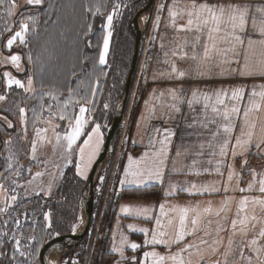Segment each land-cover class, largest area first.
Instances as JSON below:
<instances>
[{"label":"snow or ice","instance_id":"6c2138e0","mask_svg":"<svg viewBox=\"0 0 264 264\" xmlns=\"http://www.w3.org/2000/svg\"><path fill=\"white\" fill-rule=\"evenodd\" d=\"M28 6H45V0H25V9ZM46 7L51 9L54 6L47 4ZM120 7V3H114L113 12L107 15L106 23L101 25L102 31L96 34L95 47L99 51L98 60L93 58V67L98 68L99 72L104 75H107L103 71V66L108 63L110 39L113 35L111 31L113 19L115 15L120 14L117 11ZM0 9H3V13L7 17L13 18L12 26L19 28V31H13V27L5 24L4 31L13 32L7 39L5 47L11 50L17 42L20 46L27 45L26 37L30 30L29 21L34 24L36 16L25 15L20 11L18 0H0ZM165 9L168 12V23L165 24V28L171 27L178 38H180V33L186 34L180 38L182 42L171 50V55L178 57V60L187 66L179 67L175 60L168 58L167 51L163 53L165 59L162 63L168 67L164 71H153L152 81L154 83L167 81L171 82L173 86L153 90L151 101H145L148 111L146 119H157L161 121V125H168L180 117L183 127L188 130L184 136L194 137L195 140L193 143H185L182 136L181 143L174 146L173 138L177 135L174 128L154 126L152 129L154 135L149 139L151 151H145L139 159H134L131 155L128 156V165L123 169V179L119 180V184L140 186L150 181H156L163 186L166 176L194 175L200 177L215 174L218 177L217 180L200 183L186 181L187 186L168 180V188L164 192V196L171 197L177 193H187L189 196L222 195L220 206L215 209L216 217H221L223 213L231 210L229 206L236 198L234 195H229L230 192H256L258 195H242L239 198L235 218L231 219L232 234L228 238L227 248L222 253L219 252L220 246L223 244L222 237L214 238L209 242L204 236H209L210 233L204 232V236L199 235L203 231L201 225L204 222V217L214 211L210 200L206 202V206L201 208L199 203L193 205L189 202L187 205L181 206L172 204L166 199L158 204L159 215H154L155 205L136 208L122 206L121 211L125 214L135 213L136 216H142L150 222L155 221V227L152 229H136L135 225L129 224V229L138 230L146 238L144 245L131 243L128 246L136 251L144 246L154 248L156 245H164L168 248V252L161 254L151 250L143 251L142 258L128 257L125 255L123 247L128 244V238L123 233H121V246L118 247L114 244L112 250L118 252L121 259L127 261L128 264H168V262L171 264H236L235 260L229 261V257L233 255V245L236 243L233 237L237 234L247 237L249 232H253L254 235L245 244L236 245L238 256L241 260H245L246 264H253L252 255L245 256L244 254L246 247L255 255L256 264H264V260L260 259L261 253H264V245L260 244V241L264 240V172L257 173L254 168L249 167L248 160L245 158L251 154L253 148L257 150V155H264V83L253 84L250 89L245 84L221 86L208 91L199 87L200 84L207 85L208 82L217 79H264V0H172L170 4L164 3L162 0L157 6L156 19L152 22L154 30L159 29L160 14ZM86 11L96 15L101 12V6L91 4L86 6ZM17 16L20 17L19 20L14 19ZM92 33L93 25L89 23L78 35L87 37ZM189 37L191 38L189 39ZM157 39H160V47L163 49V36H153L149 42L154 43ZM85 46L92 48L93 41L88 39ZM88 58L81 57V65ZM21 59L20 54L5 56L0 52V66L11 63L17 71H20ZM36 59L40 61V72L42 74L47 72L49 68L41 60V57L37 56ZM27 60L32 63L33 56L29 54ZM81 71H84L85 75H89L83 68ZM144 71H147L146 65ZM72 75L76 76L75 69H73ZM33 77L34 74H29L24 80H21L14 77L11 72L4 71L2 78L6 90L0 94V102L8 99L12 85L23 90L24 93L31 94V98L37 100L38 106L26 109L16 104L20 123L23 125L19 138L25 142H29L27 141V112L31 111L33 114L34 138L29 142L31 158L37 159L39 143L45 141L52 143L46 137L49 128L36 127L37 122L41 121L44 114L47 113L43 123L50 126L55 138L53 156L59 152V158L64 162L63 166L67 167L68 164L74 163L76 174L87 180L88 172L104 141L99 123L92 121L94 127H91L90 131L87 130L90 121L85 118V113L91 112L92 109L81 105L79 101L84 100L86 104L90 103L94 106L98 86L86 90L83 95L79 96L74 105L79 107V114L71 116L68 114V108L70 104H73L76 89L67 88L68 98L63 100L61 105L59 100L62 92L56 89L43 91L45 87L43 79H41L38 91ZM77 80L78 89L83 84V79L78 77ZM98 83L97 80V85ZM185 84H187V88H185ZM89 95L93 99H89ZM46 97L51 101H57V103H47ZM155 101H159V103L157 104ZM103 107L107 109L109 105L105 103ZM55 118L61 121L66 120L68 123L69 130L63 136L56 131L60 125L53 123ZM0 119L5 121L7 128L14 127L12 121L8 120L6 116L0 117ZM258 126L259 136L256 134ZM176 127H180V124H177ZM234 132L237 134L234 135ZM81 137L86 138L83 139L82 144H78ZM4 143L7 146L11 145L13 141L10 139ZM173 147L176 148L174 157ZM193 148H195L194 151ZM9 152V156L4 158L6 171L13 170L11 161L17 155L11 149ZM74 156L76 157L75 161L73 160ZM181 156L190 158L191 163L177 168L176 158ZM197 157L202 159H197ZM205 157L206 159H203ZM229 158L231 162H229ZM170 160L172 167L169 169ZM237 160L240 161V172L236 171ZM42 163L47 164L49 161H42ZM53 167L59 168L60 164H53ZM22 168L23 166L19 165L17 161L16 176H20ZM28 170L31 171V169ZM245 170L252 179L247 183V187H240ZM44 175V172L38 171L33 180ZM60 175L63 173L61 172ZM234 178L237 184L232 187ZM55 179L56 176L53 174V179L48 183L46 189L38 187V190L33 189V191L36 195H40L41 192L50 195ZM33 180H29L28 185H31ZM16 183L15 179L11 181L12 185ZM9 190L15 192L14 187L9 189L5 184L0 183V196L4 197L5 205L0 207V213L3 214L9 212L11 207L9 201L17 200L16 195L10 197L7 195ZM250 208L251 215H249ZM162 218H167L166 223H162ZM77 219L83 223L82 217ZM223 219L227 220L228 217L225 215ZM44 220L48 222L47 227L51 229V212L44 213ZM3 223L6 225L8 221L5 220ZM15 224L17 228L21 227L19 220H16ZM78 226V224H73L72 231L75 232ZM170 227H174V236L167 231ZM224 230L218 224L217 235ZM149 234H151V239L147 238ZM55 235L58 236L59 232ZM4 236H7V233H0V237ZM189 237L193 238L192 241H189ZM9 238L15 241L11 260L16 264H31L27 259L17 262L16 253L22 258L31 257L34 255V250H29L28 244H26L25 250L21 251V239L16 238L15 234ZM34 239L35 237H31L29 244ZM2 242L0 241V243ZM173 246H176L178 251L172 252ZM185 253L187 256L184 255ZM218 253L219 256H217ZM2 255H6V253L0 252V256ZM212 257L217 258L213 259ZM48 264H58V262L49 260ZM62 264H67V262H62Z\"/></svg>","mask_w":264,"mask_h":264},{"label":"crops","instance_id":"0c3cea01","mask_svg":"<svg viewBox=\"0 0 264 264\" xmlns=\"http://www.w3.org/2000/svg\"><path fill=\"white\" fill-rule=\"evenodd\" d=\"M20 3V11L25 7V0H18ZM25 12V11H24ZM17 31V29H15ZM13 33V32H12ZM9 35L4 42L0 43V52L3 53V55L7 56L10 54H20L21 59V70L17 71V69L9 63L6 66H0V94H3L6 90L5 82L3 81L2 74L4 71L11 72L12 75L18 79L24 80L25 77L28 74H25V65L23 61V47L18 44L13 45L12 49H15L14 51L9 50L7 47H5L7 39L10 37ZM223 82V85H213L212 88H219L221 86L228 87L229 85H241L245 84L249 86V89L253 84L259 85L264 83V79L261 78H254V79H239L236 81L233 80H225ZM11 89L18 91V97L20 98H27L31 97V94L24 93L23 90L17 89L15 85H12ZM211 87H208L207 90H210ZM11 90H9L8 99L4 102H0V117L6 116L8 120L12 121L14 127L11 128L12 131L8 132V134L4 137H0V148L1 145H4V153L5 156H2L3 163H0V166L3 168H6L5 164V157L9 156L10 152L9 149L13 153L17 154V146H24L25 152H22L23 154L18 156V154L15 156V159L18 161L19 165H22L23 168L21 169L20 176L15 175V168L17 167V161L12 160L13 163V170H9V180L10 182L15 179L17 183L15 185H12L11 183L6 184L3 182H0L2 184H5V186L9 189L15 188V192L8 191L7 195L10 197L11 195H16L17 200L15 202L9 201L11 207H14L16 204H23L26 201L39 198L41 197L43 200L46 199H53L54 195L56 194V191L61 184L64 175L67 171V169L73 165L68 164L67 167H64V162L60 160L59 158V152L55 156H53V145L55 144V138L53 136V133L51 131V128L49 125L43 123L44 117H42L41 121L37 122L36 127H47L49 128V131L46 133L47 140H51L52 143L42 142L39 143L37 146V159L33 160L31 158V144L29 143L34 138V129L32 128L30 131H28V123H27V141L25 142L19 138V134L21 133V128L23 125L20 123V117H19V111L16 107V111L12 112L13 116H8L4 110H8V107L13 106L15 108V100L17 98V95L11 94ZM151 93L148 95L146 101H151ZM157 104L159 101H155ZM23 107V106H22ZM142 117L139 123L138 127H126L122 129L120 132V136L118 135V138L113 141V147L112 151L109 152V158L107 159L106 163L103 166V169L100 171L97 180L95 182L94 186V196H95V206L94 211L91 219V223L89 226V229L87 230V236L86 239L80 243L79 246L85 245L83 248L79 249L78 252L76 249H72L70 255L68 256L69 261L71 264L73 262H78L79 264H124L125 261L121 259L120 254L118 252H114L113 245L121 246V233H123L124 236H127L128 238V244L123 245L125 250V255L128 257L137 256L138 258H142L143 251H151L155 250L161 254H166L168 252V248L164 245H156L154 248L152 246H144L141 249H138L136 251H133L128 245L131 243H137L140 245H144L145 235L138 230L129 229L128 225L132 224L136 226V229L139 228H149L152 229L155 227V221L152 220L151 222L142 217V216H136L135 213L132 214H125L121 211L122 206H128L132 208L140 207V206H153L155 205V213L154 215H159V208L158 204L161 202H164L166 199L172 203V204H178L181 206L187 205L189 202L193 205L199 203L201 208L206 206L207 201H212L213 206V213L210 215H206L204 217V222L201 225L203 228V231L199 233L200 236H204V232H208L211 235L204 236L205 239H208L209 242H211L214 238H223V244L220 246L219 252L222 253L227 248V242L229 236L232 234L231 229V219L235 218L236 210H237V203L239 198L242 195H258V193H240V192H230L229 195H234L235 200L230 204V211L227 213H223L221 217L215 216V209L220 206V202L223 199L222 195H195V196H189L187 193H177L175 196L171 197H165L164 192L168 188V180H171L173 182H179V184H182L184 186H187L185 184L186 181H193V182H208V181H214L217 180L218 177L215 174L212 175H202L200 177H196L194 175H172V176H166V182L163 186H161L156 181H150L144 185L136 186V185H121L119 184V180L123 179V169L127 167L128 165V156L131 155L134 159H139L145 151H151V148L149 147V139L154 134L152 132V129L154 126H166V127H172L176 131L177 135L173 138V144L179 145L181 143V137H184L185 143H193L195 138L194 137H187L184 136V133L188 131L183 127V124L181 123L180 117H177L176 121L170 122L168 125H161V121L157 119H146L148 117V111L146 105L143 107L142 110ZM79 114V110L76 113V115ZM46 118V117H45ZM85 118L90 121L88 125V129L90 131L91 127H94V124L91 123L94 121L92 115H90V112L85 113ZM61 121V120H60ZM74 122V121H73ZM53 123L59 124L60 127L56 129L57 132L61 134V136L64 135V133L69 130L68 129V123L66 122L64 126L61 127V122L57 118L53 120ZM97 123V122H95ZM101 125V133L103 135V141L105 138L104 134V124L102 122H98ZM177 124H180V127H176ZM0 129H10L7 128V125L3 119H0ZM237 134L234 132V135ZM256 134L259 136L260 129L259 126L256 129ZM86 137H81V139L77 142L78 144H82L83 139ZM12 140L13 143L11 145H5V141ZM63 142V141H62ZM135 142V143H133ZM66 143V142H63ZM234 143V141H233ZM102 147V145H101ZM21 149V148H20ZM24 150V149H23ZM21 150V151H23ZM176 148L173 147V157L175 153ZM195 148H193V151ZM99 155V154H98ZM98 157V156H97ZM96 157V159H97ZM248 160V165L251 168H254L257 173L264 172V155H257V150L253 148L251 150V154L247 155L245 157ZM76 157H73V160L75 161ZM177 159V168H182L186 164L191 163L190 158H186L184 156H181ZM197 159H202L197 157ZM203 159H206L203 158ZM42 161H49V163L44 164ZM96 161V160H95ZM229 162L230 158H229ZM95 163V162H94ZM93 163V164H94ZM53 164H60L59 168L53 167ZM93 166V165H92ZM169 169L172 167L171 160L168 163ZM75 168V166H74ZM92 168V167H91ZM28 169H31L29 171ZM25 171V175H23V172ZM44 172L45 175L42 177L35 178L33 180V177L35 176L36 172ZM90 171V170H89ZM236 171L240 172V161L237 160L236 162ZM63 173V175H60V173ZM76 173V170H75ZM89 173V172H88ZM53 174L56 176V179L53 183V187L51 190V194L48 195L46 192H41L40 195H36L33 189H37L38 187H44L47 188V185L50 181L53 179ZM20 177V179H18ZM80 177V176H78ZM101 177H103V180H101ZM82 178V177H80ZM84 179V178H82ZM252 179L251 175L247 173L245 170L243 176H242V182L240 183V187H247V183ZM33 180V183L31 185H28V181ZM85 181V179H84ZM237 184L236 179L234 178L232 181V187H235ZM4 197L0 196V207H4ZM9 208V209H10ZM98 210V211H97ZM257 212L259 210L257 209ZM251 208L249 209V215H251ZM227 216L228 219L224 220L223 216ZM3 217V213H0V222ZM108 217V220H107ZM110 219V220H109ZM167 218H162V223H166ZM208 221H211V223H208ZM219 226H222L225 230L220 232L217 235L216 229ZM178 225V221H177ZM239 227V226H238ZM259 228V225L257 226V230ZM90 230V231H89ZM170 235L174 236V227H170L167 229ZM89 232V234H88ZM254 235L253 232H249L247 237H242L241 235L237 234L235 237H233L234 241L236 242L233 245V255L229 257V261L232 260L236 261V264H246L245 260H241L238 256V249L236 247L237 244H245L247 240H250L252 236ZM148 239H151V234L148 235ZM189 241H192L193 238L189 237ZM198 242V241H196ZM261 245H264V240L260 241ZM172 252L178 251V248L176 246H173L171 249ZM78 254V255H77ZM244 254L245 256L252 255L253 258V264H256V257L248 248H244ZM187 256V253L184 254ZM219 256V253L217 254ZM80 260H79V259ZM213 259L217 257H212ZM222 259V257H220ZM195 259V257H194ZM260 259L264 260V253H261ZM168 264H171V262H168Z\"/></svg>","mask_w":264,"mask_h":264},{"label":"rangeland","instance_id":"374dc122","mask_svg":"<svg viewBox=\"0 0 264 264\" xmlns=\"http://www.w3.org/2000/svg\"><path fill=\"white\" fill-rule=\"evenodd\" d=\"M139 1H140V5L138 4ZM146 1L147 0H145L144 3H143V0H119L117 2V3H120L121 5V7L117 10L120 14L115 15L113 19V27L111 29L113 35L110 39V51H109V56L107 58L108 63L107 65L103 66V71L104 73H107V75L101 74L99 70L94 68L90 72H88L89 75H86L85 76L86 78H84L83 80L82 85L87 90L93 87V84L96 78L99 81L97 85L98 91L94 98L95 100L94 107H95V114L97 115V118H98L97 120L102 122V124H104V127H105L104 134L105 135H106L108 127L110 126L112 122V119H113L112 117L114 116L113 112L115 110L114 109L115 105L116 103H118L119 97L122 93L123 86H124L126 76L128 73L129 61L132 56L131 55L132 38L128 35V32H126L127 30H125L128 24L127 19L131 16V14L134 13V16H135L139 10L144 8ZM161 2L162 0H154L152 11L143 26L139 62H138L137 70L135 72L133 83H132V86L129 92V98H128V102H127L126 109L124 112V116L122 118L120 126L115 135L116 139L118 138V135L120 136V132L122 131V129L126 127H138L139 126L142 113H143L142 110H143V107L145 106V101L147 100V97L150 94V92H153V90L157 88L173 86L171 82H167V81L165 83H154L152 81L153 71H164L168 67V65H165L162 63V61L165 59L163 53L167 51L169 53L168 58L170 60H175L179 67L183 68L187 66L184 62L179 61L178 57H173L171 55V50L173 48H176L178 44L182 42L180 38L184 37L186 34L180 33L179 34L180 38H178L177 34L171 27L165 28V24L168 23L167 9H165L163 13L160 14L161 19H160L159 29L158 30L153 29L152 22L155 21L156 19L157 6ZM163 2L170 4L172 0H163ZM76 3L77 2H75V0H55V4L53 5L54 6L53 8L49 9L46 6H43V8L45 7L43 11L44 14L43 15L41 14L40 19H37L38 12H36L35 10H34L35 12L33 10H28L26 12L23 11L25 15L36 16V21L34 24L31 21H29L30 29L31 28L34 29L35 33L33 37L36 39L37 44H40L43 50L46 51V59L49 61V64L47 65L49 68V73H52V71H57L59 73L62 72L61 69H57L58 64L55 63L57 61V57L54 55V51L61 47V45H59L58 42H60L61 39L63 38L64 40L61 43H65L67 48H70V46L71 47L75 46L76 47L75 50L76 51L78 50L79 54L81 53L80 58L81 56L82 57L85 56V55H82L83 48L78 49L79 48L78 46L79 35L78 34L83 32L84 26L87 25L86 24L87 19L84 15L85 14V8H84L85 4L83 3L81 5V9L79 7V9L76 10L75 8ZM112 12H113V6L108 8L107 13H105V15H103L104 13L101 14L102 24L106 23L107 15L111 14ZM133 17L131 18V21L129 23L131 31H132ZM12 19L13 18H9L3 13V9H0V41L3 37H5L6 34H10L8 31H4L5 24H8L10 27H13V31H15V29L19 31L18 26H12L11 24ZM14 19L19 20L20 17L17 16ZM181 23H183V21H181ZM61 33H63V35H61ZM157 35L163 36L164 38L163 39V43H164L163 49L160 47V44H161L160 39H157L154 43L149 42L153 36H157ZM58 38L59 40H57ZM190 38L191 37H189V39ZM26 39L28 40V35ZM94 39L96 41L97 37H95ZM119 43L122 44L125 50L124 54L120 55V57L118 56L117 50L113 51L114 48L117 49L119 47ZM101 45H102V42H101ZM47 49H48V53H47ZM80 50H82V52ZM67 52H68V49H67ZM113 52H114V56H113ZM61 53L63 52L61 51ZM49 54H50L51 59H49ZM63 56L64 55L58 56V59H62ZM87 57L89 58L86 60H88L91 65H93V58H97L98 60L97 52L91 53V55L89 54V56ZM34 59L37 61L36 58ZM74 59L75 58H70L69 60L73 61ZM86 60H84V62H86ZM158 61L160 62L158 63ZM71 65H74V64H71ZM145 65L147 66L146 72L144 71ZM78 66L80 68L81 64ZM106 79L109 81L108 85L107 84L104 85V82ZM236 80H239V78L234 79L233 81H236ZM223 82H225L224 79H217V80L208 82L207 85L200 84L199 87L204 89L205 91H208L207 90L208 87L212 88L213 85H217V84L223 85L224 84ZM184 86L185 88H187V84H185ZM234 86H237V85H234ZM49 100H50L49 98L47 97L45 98V101H49ZM105 103L109 105L107 109L103 107ZM84 106L86 105L84 104ZM45 117H47V113L46 115L44 114V118ZM25 148L26 147L24 146H19V145L17 146L18 156L22 155L23 154L22 152H25ZM4 152L5 151H2V154H1L2 156H5ZM108 158H109V153H108ZM15 161L17 160L15 159ZM24 175H25V171L23 172L22 176ZM18 179H20V177ZM0 182L6 183L8 184V186L11 183L9 180V176L3 173H0ZM59 202L61 203V200ZM53 208H55V206H53L51 199L43 200L42 198H39V199L35 198V200L32 199L23 204H16L14 207L10 208L7 214H3V217L0 222V233H7V236L0 237V241L4 242V243L3 242L0 243V252H2V249H5L6 247L8 248L10 246L11 249L10 248L9 249L13 253L14 247H15V241L10 239L9 237L15 234L16 238L21 239V251L25 250L26 244H28L29 250H34L33 256L24 257V259L29 260L31 264H41V257H42L43 250L45 246L52 239L57 238V237L68 236L70 233H73L72 228H71L70 231L66 232L65 234H62V235L59 234L58 236L55 235V233L57 232L55 231L53 222H52L53 210H54ZM45 212H51V222H52L51 229L47 227L48 222L44 220ZM82 216H83V211H82V206H81L79 217H82ZM40 219H42L41 222H40ZM5 220L8 221L6 225L3 223ZM16 220H19L20 225H21L20 228L16 227V224H15ZM36 220L39 221L40 224H39V229L36 228L34 231L30 229L31 227H29V225L31 226V224ZM73 224L80 225V222L79 220H77ZM23 227H24L27 237L29 235V239L31 237H35L34 240H31L30 244H29V240L21 238ZM78 227L76 228V230L78 229ZM86 236L87 235H85L82 242L86 239ZM32 242H33V246L31 247ZM79 245L80 244H78L75 248L77 252L79 249L85 246L83 245L81 247ZM71 251L72 250L69 249L67 251L58 252L52 255L50 260H55L58 262V264H62V262H65V261L67 262V264H71L68 258ZM16 255L19 256L18 253H16ZM2 257L3 255L0 256V264H2V260H3ZM75 264H79V263L76 261Z\"/></svg>","mask_w":264,"mask_h":264},{"label":"trees","instance_id":"16d2710c","mask_svg":"<svg viewBox=\"0 0 264 264\" xmlns=\"http://www.w3.org/2000/svg\"><path fill=\"white\" fill-rule=\"evenodd\" d=\"M118 1L119 0H102V1L101 0L100 1L99 0H75V2H77L75 4L76 10L79 9V7L81 9V5L83 3L85 4V7H84L85 8V14L84 15L87 19L86 24L91 23L93 25V33L92 34H90L87 37H80V36L78 37V46H79L78 49L83 48L82 55H85L87 57V56H89V54L91 55V53H94V52H97V55H98L99 50L95 47L96 41L94 38L97 37L96 34H98L102 31V29H101V25H102L101 14L104 13L103 15H105V13H107L108 8L112 7L114 5V3H117ZM144 1L145 0H143V3H144ZM50 3L52 5H54L55 0H45V6L47 4H50ZM99 3L101 5V12L100 13L93 15L91 12L86 11V6H90L91 4H98L99 5ZM136 3H137V1H136ZM138 4L140 5V1L138 2ZM40 8H42V9H40ZM44 9H45V7L43 8V6H28L27 9H25V7H24L21 11L26 12L28 10H33V11L35 10L36 12H38L37 19H40L41 14L42 15L44 14L43 13ZM81 13H82V11H81ZM133 16H134V13L131 14L130 17L128 15V17H129L127 19L128 24H127V28L125 29V30H127L126 32H128V35L132 38L131 55L133 53L134 34L130 29L129 23H130L131 18ZM9 33L10 34H6L5 37H3L1 39L0 43L4 42L5 39L9 35L12 34V32H9ZM34 33H35L34 29L31 28L29 30V33H28V44L24 45V47L22 48L23 51L21 53L23 55V61H24V65H25V72L24 73L25 74H28V73L34 74V77H33L34 78V84H35V87L37 88L38 91L40 90L39 85H40L41 79H43V82L45 84L43 91H49V90H53V89L61 91L62 95H61L60 100H59L61 105H62L63 100L68 98L67 88L72 87V88L76 89V96L73 97V104H70L69 108H68V114L71 116H75L79 110L78 106H74L75 102L79 98V96L83 95L85 93V91L87 90L85 87H83L82 84L77 89V83H78L77 78L79 77V78H82L83 80H84V78H86L85 77L86 75L84 74V71H81V68H83L87 72H90L92 69H94V67H93V65H91L89 63L88 60H86V62H83V65H81V67L79 68L78 65L81 64L80 59H79L81 53L79 54L78 50L77 51L75 50L76 49L75 46H73V47L70 46V48H67L65 43H61L64 40V38H63V39H61L60 42H58V44L61 45V47L54 51V55L57 57V61L55 62L58 64L57 69H61L62 72L59 73L57 71H52V73H49V70H48L47 72L42 74L39 70L40 61H36L34 58H37V56L41 57V60L46 62V65L49 64V61L46 59V51L43 50V48L40 44H37L36 39L33 37ZM88 39H91L93 41L94 46L92 48H88L85 46L86 41ZM57 40H59V38ZM121 41H122V39H121ZM29 43H31L32 45ZM67 49H68V52H67ZM14 50L15 49H13L11 51H14ZM116 50H117L119 57H120V55L124 54V51H125L121 43H119V47L117 49L114 48L113 51H116ZM61 51L63 53H61ZM80 51L82 52V50H80ZM47 53H48V49H47ZM29 54H31L33 56V62L32 63H29L27 60V56ZM60 55H64L62 57V59H58V56H60ZM113 56H114V52H113ZM70 58H75V59L73 61H71V60H69ZM131 58H132V56H131ZM131 58L129 61L128 70H129ZM49 59H51L50 54H49ZM71 64H74V65H71ZM73 69H75L76 76L71 75L73 72ZM96 69L98 70V68H96ZM69 75H71V76H69ZM106 84L107 85L109 84V81L107 79L104 82V85H106ZM96 87H97V78L95 79L92 88H96ZM123 88H124V86H123ZM10 93L17 95V98L15 100V108L13 106H11V107H8V110L3 109V111L8 116H13L12 112L16 111V104H19L20 106H23L26 109H31L33 106H38L36 99H32L31 97H27L25 99H23L21 97L19 98L17 90L11 89ZM88 98L91 99L92 97L89 95ZM46 102L47 103H53V104L57 103V101H51V100L46 101ZM79 103L81 105L85 104L88 108L92 109V111L90 112V115H92L95 122H97V123L100 122L97 120L98 118H97V115L95 114V107L93 106V104H90V103L86 104L84 100H80ZM45 115H46V113H45ZM110 117H111V115H110ZM27 118H28V131H30L33 128V123H32L33 114L31 111L27 112ZM59 122H61V127H62V126H64V124L67 121L66 120L65 121L59 120ZM103 128H105V127H103ZM10 130L12 131V129H0V137L4 138L8 134V132H10ZM2 151H4V145L3 144L1 145V148H0V163L4 162L2 160V155H1ZM5 169L6 168H3L2 166H0V173L6 174L9 176L10 172L6 171ZM83 184H84V179L78 177V175L75 173V168H74V164H73L67 169V171L64 175V178H63L61 184L59 185V187L56 191V194L54 195V198L51 199L53 206H55V208H53L54 210H53L52 222H53V226H54L55 231L59 232L60 235L65 234L66 232H69L70 229L72 228L73 223H75L78 220L77 218L79 217L80 210H81V191H82ZM39 198H41V197H39ZM39 198H36V199H39ZM60 200H61V203L59 202ZM107 220H108V217H107ZM41 221H42V219H40V222ZM40 222L37 220L34 221L31 224V226L29 225V227H31L30 229H32L34 231L36 228L39 229ZM46 233H47V231H46ZM21 238L29 240V235L27 237L26 232L24 230V227L22 228ZM32 246H33V242H32L31 247ZM9 248H10V246L8 248L6 247L5 249H2V252L6 253V255H3V257H2V259H3L2 264H16V262H13L11 260L12 252L10 251L11 248L10 249ZM16 257H17V262L20 260H24V257L22 258V257H19L18 255H16Z\"/></svg>","mask_w":264,"mask_h":264},{"label":"water","instance_id":"95a60500","mask_svg":"<svg viewBox=\"0 0 264 264\" xmlns=\"http://www.w3.org/2000/svg\"><path fill=\"white\" fill-rule=\"evenodd\" d=\"M154 0H147L144 8L138 11V13L132 19V32L134 34V46L132 58L125 80L124 88L119 97L118 103L115 105V110L113 112V119L110 126L107 129L104 142L100 149L99 155L93 164L92 168L88 173V179L84 181V185L81 192V206L83 211V223H80L78 229L70 233L65 237H57L52 239L44 248L41 264H48L51 256L58 253L67 251L69 249H75L76 246L83 240L89 229L94 206H95V196H94V186L100 171L103 169L104 164L108 159V153L112 151L113 141L117 130L120 126L126 105L129 98V92L133 83L137 65L139 62L140 45L143 33L144 23L147 21L152 8Z\"/></svg>","mask_w":264,"mask_h":264},{"label":"built area","instance_id":"2783aa9c","mask_svg":"<svg viewBox=\"0 0 264 264\" xmlns=\"http://www.w3.org/2000/svg\"><path fill=\"white\" fill-rule=\"evenodd\" d=\"M124 264H128V262L127 261H125V263Z\"/></svg>","mask_w":264,"mask_h":264},{"label":"flooded vegetation","instance_id":"af4514ba","mask_svg":"<svg viewBox=\"0 0 264 264\" xmlns=\"http://www.w3.org/2000/svg\"><path fill=\"white\" fill-rule=\"evenodd\" d=\"M80 244V243H79Z\"/></svg>","mask_w":264,"mask_h":264}]
</instances>
